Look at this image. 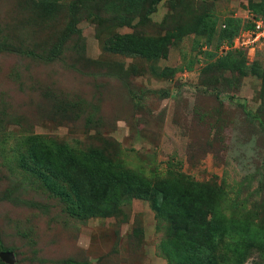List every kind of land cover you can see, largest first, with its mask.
Here are the masks:
<instances>
[{
  "label": "rangeland",
  "instance_id": "374dc122",
  "mask_svg": "<svg viewBox=\"0 0 264 264\" xmlns=\"http://www.w3.org/2000/svg\"><path fill=\"white\" fill-rule=\"evenodd\" d=\"M70 1L0 0V43L46 53L68 30ZM137 4L83 5L56 60L0 50V252L11 258L1 264H168V246L173 264H188L189 242H167L170 213L157 217L151 196L125 194L88 217L65 198L95 205L104 192L124 194L119 183L93 198L84 190L86 172L113 170L164 180L169 209L172 199L204 197L179 192L175 179L212 200L220 187L222 211L250 236L223 234L206 250L223 264H264L252 241L264 237V39L250 56L206 55L223 24L264 15V0H159L151 12ZM124 33L159 41L164 55L110 50ZM52 142L77 157L54 160Z\"/></svg>",
  "mask_w": 264,
  "mask_h": 264
},
{
  "label": "trees",
  "instance_id": "16d2710c",
  "mask_svg": "<svg viewBox=\"0 0 264 264\" xmlns=\"http://www.w3.org/2000/svg\"><path fill=\"white\" fill-rule=\"evenodd\" d=\"M93 1L94 0H71L68 3L67 8L72 21L68 25V30L66 31V33L62 34L57 39V41L46 51V53L36 54L32 50L11 48L2 43H0V50L16 52L18 54L29 57H37L48 62L56 60L60 54L61 46L64 44L67 35L76 31L73 22L75 14L83 5ZM124 1L130 6L131 4H135L136 2V5H134L133 8L138 6V2L147 3L148 5L146 6V11L151 12L153 5L156 4L159 0ZM49 6L51 7V5ZM246 26H248L247 23L241 24L239 28L238 25H233L231 22H228L225 25L223 24L224 28L220 30L217 41L213 45V49H211V52L207 50L206 55L226 57L236 53L245 54L240 50H228L223 54H217L216 50L222 42L229 43L232 37L239 31V29ZM143 40L144 39H138L135 35L124 33L111 37L107 45H109V48H111L110 50L118 53L132 55L138 54L143 56L164 55L165 47L162 43L159 44V41H157L154 43V45H143ZM52 143L54 144V148L56 150V158H53L54 160L70 161L77 157V154L73 153V151H71L63 143ZM80 154H82L81 156L84 155L86 158L92 157V155L89 153ZM107 162V160L102 161L104 167L106 166ZM108 165H110L109 162ZM74 180L76 181V179L73 177V182ZM81 182L83 184L85 192L89 197L92 198L95 196V193H102L105 191V188H108L113 184L117 185V183L122 186V192H124V194L120 193L111 198L105 196L106 192H104L99 196V199H96L95 205L92 204L93 202L91 204H88L84 200H78L76 197H74V194L73 196L67 194V197L65 198L69 200L75 208L79 206L81 212L87 217L96 213H102L109 209H114L115 207H119L120 204L125 201V194L130 193V196L132 197L143 198L151 196L153 208L157 217L162 214L164 207L166 209V212L170 213L167 219L169 220L170 224H172V231L170 230L169 232L167 242H173L178 235H181L185 242H189V254L192 260L188 264H223L216 260L214 256H212V254H210V252L206 250L203 242H215L218 237L223 234L234 236L238 240H244L245 237L250 236V234L245 233L243 228L240 227L242 224L241 220L234 219L233 217L226 215L222 211L221 203L223 194L221 193L222 189H218L220 187L216 188V190L219 192L220 198L213 197L212 200L208 196V193L212 194L211 190V192H208L204 190L203 186H200V184L185 182L183 179H175L173 181V185L176 189L179 190V192H201L204 197L201 200V205L200 200H198L194 195L187 197L188 203H186L185 201L183 202L181 198L172 199L170 202V209L173 210V208H175L173 212L166 206L168 204L166 200H169L170 198L168 196V188L164 186V180L161 179L156 181H148L143 178H135L128 171L119 172L113 170L109 172V175L105 177L86 172L84 176H81ZM219 206L221 209L219 208ZM252 239L253 242H258L259 246L264 248V237L255 235ZM174 252L175 250L171 246L165 248L164 255L167 259L168 264H173L175 256ZM181 260H184L183 256H181ZM67 261L70 262L69 260Z\"/></svg>",
  "mask_w": 264,
  "mask_h": 264
},
{
  "label": "built area",
  "instance_id": "2783aa9c",
  "mask_svg": "<svg viewBox=\"0 0 264 264\" xmlns=\"http://www.w3.org/2000/svg\"><path fill=\"white\" fill-rule=\"evenodd\" d=\"M246 17L250 20L248 26L239 29L229 43L222 42L216 50L217 54H223L228 50H240L246 56H250L258 49L260 41L264 39V15L249 14ZM200 49H206L205 44Z\"/></svg>",
  "mask_w": 264,
  "mask_h": 264
},
{
  "label": "water",
  "instance_id": "95a60500",
  "mask_svg": "<svg viewBox=\"0 0 264 264\" xmlns=\"http://www.w3.org/2000/svg\"><path fill=\"white\" fill-rule=\"evenodd\" d=\"M0 258L6 262H10L11 261V258L9 256V253L6 252V251H2L0 252Z\"/></svg>",
  "mask_w": 264,
  "mask_h": 264
}]
</instances>
